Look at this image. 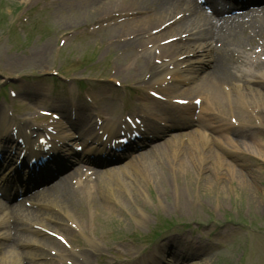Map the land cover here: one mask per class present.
<instances>
[{
	"label": "rangeland",
	"instance_id": "374dc122",
	"mask_svg": "<svg viewBox=\"0 0 264 264\" xmlns=\"http://www.w3.org/2000/svg\"><path fill=\"white\" fill-rule=\"evenodd\" d=\"M81 1L84 8L76 7L79 0H0V85L4 78L16 76H23L17 83V87L22 86L23 91H30V85H34L39 92L36 103L25 107L28 100L25 95L21 96L18 102L24 106V113L27 115L33 106H38V109L50 107L55 93L61 95L65 101L67 85L52 78L50 72L53 69L61 70L69 76L74 75L77 79L108 75L113 60L111 53L115 51L110 52L111 47L106 42L111 33H103L101 30L90 32L99 15L95 13L96 9L87 10V0ZM132 1L134 2L131 3V8H141L138 7L141 4L136 0ZM110 3L111 0H105V3L96 7H106ZM116 3L112 1V4ZM42 8L43 10H40ZM79 11L81 13L77 14ZM24 14L28 16L25 23L22 22ZM18 22L22 23L21 32L17 28L8 35V28H16ZM74 30V37L66 43L59 55L55 54L59 39ZM44 48L48 49V54L42 53ZM127 57L122 56L118 60L122 67H126L131 59V56ZM76 59L78 62H75ZM131 66V73L121 74L120 78L126 81L137 79L133 76L135 72L139 73V68H135L133 63ZM246 69L241 66L239 74H245ZM90 86L94 95L111 94L116 98L107 103L110 106H104L115 117H119L121 110L135 106L131 96H128L125 106H122L124 94L118 89L115 90L114 86ZM78 88L81 89V86ZM233 99H242L250 105V111H255L250 123H246L245 128L239 131L247 136L245 143L238 146L240 150L238 151L236 145L228 139L229 135L224 143L230 147L223 144L226 150L240 153L241 167L237 171L241 174V180L233 175L229 168L222 177H208L211 182L199 179L196 177L199 175L197 173L190 179L189 185H177L173 180L172 185L157 180L145 184L135 182V177L140 174H133L130 169L131 175L129 179L126 178V182L130 183L132 188L143 184L138 189L137 196L130 191L124 198L126 204L121 207L114 198L111 209L108 213L104 212L105 214L101 212V204H97L98 212L101 213L99 216H95L94 211L85 217L83 214L87 226L86 233L99 247L95 264H115L119 259H126L139 251H147L151 233L165 220H170L171 224H176L179 229L176 230L179 235L173 238L180 250L177 251L179 257L176 256L172 260L174 264L179 263L181 258H190L187 264H264V163L259 165V160L255 161L245 155L247 149H255L259 151V157L264 158V123L256 121L260 112L264 114V95L255 97L251 96L250 92H243L237 100L234 97ZM1 113H4L2 107ZM248 113L251 116V112ZM210 144L212 143L208 145ZM217 152L223 155L229 165L230 156ZM193 154L198 152L194 153L193 150ZM202 157L204 155L198 158ZM170 175L176 178L179 172H170ZM204 176L207 178V175ZM249 181H253L251 194L255 197L256 204L251 203L252 195L245 189ZM179 187L185 189V197L189 202L186 206L183 199L184 206L181 209L174 205L178 193L176 189ZM52 213L54 216L56 214L55 218H61L57 212ZM74 214L77 217V213ZM44 219L45 217L42 218ZM77 222L79 223L78 220ZM49 227L52 228L53 225ZM72 236L75 238L73 241L79 240L83 247H87L90 242L74 233ZM182 251L185 253H180ZM196 256H199V259H192Z\"/></svg>",
	"mask_w": 264,
	"mask_h": 264
},
{
	"label": "bare ground",
	"instance_id": "6f19581e",
	"mask_svg": "<svg viewBox=\"0 0 264 264\" xmlns=\"http://www.w3.org/2000/svg\"><path fill=\"white\" fill-rule=\"evenodd\" d=\"M103 2L104 0H100L99 4H102ZM136 2L138 3V0H136ZM158 4L160 5L158 7V11L162 10V12L157 13L155 16H152L146 20H137L135 22L133 30H135L138 27H143L146 30L148 29L147 27L149 25L158 24L159 23L158 20L164 19L167 13L170 14L171 12L175 13L178 11H187V10L192 11L196 7L193 0H159ZM76 7L84 8V5L82 4V2H79L77 3ZM85 7L87 8L88 11H92L91 9H96L95 13L98 14L99 17L107 14L108 13L107 10L111 9V8H105V7H100V6L96 7L93 0H90L88 2L86 1ZM119 9L121 10L122 8H119ZM78 13H81V11L77 12V14ZM200 15L203 16L202 14ZM191 19H192V16H190V18H187L185 21H183V23L180 24L178 27L171 28V31L176 32V31L187 29L188 28L187 22L190 21ZM203 19L210 21L211 18L207 16H203ZM193 22H196V21H193ZM142 31L143 30L137 31L134 33H139ZM125 32H126L125 29H123L122 27H118L111 31V33L116 34V35L123 34ZM239 36H240L239 34L236 35V38H239L241 42L245 38V34H243L241 37ZM232 41L237 42V40L234 37H230L228 40V36L226 35L225 38H223V44H221V46L217 50V51H220V53L218 54L219 62L216 61L215 73L213 74V77L215 78L216 82L223 83L227 80L228 76L231 75V70L229 67V58L224 57V54H225V51H228V46H227L228 43ZM126 43L132 44L133 46H137L138 44H140V41L134 37L132 40H127ZM208 47L211 48V46H208ZM47 50L48 49L44 48L42 53L48 54L46 53ZM164 50L165 52L168 53V57H171V58H175L180 53H183V54L188 53V51H186L188 50V47L182 44H177V43L169 44L168 47L165 48ZM146 55L147 56H145L143 60L142 67L144 66L145 68H149V69H146L145 72H149L151 69H154L156 71L157 67L154 66V61H153L156 55L155 54L153 55L152 52L150 51H147ZM208 96L213 101H216L217 99L220 101L223 99V96H225V93L220 92L219 94H216V92L210 91ZM244 113L245 112L243 111V114ZM81 119L85 121V118L80 117V121ZM187 136L189 138L188 144L191 143L193 145L192 149L188 147L186 148V150L182 152L174 150V149H178V147H176V144L180 142L183 139V137L173 136L171 137V139H167L163 143L155 146V148L152 149L148 154L141 156L139 159H141V161L143 162L145 161L146 162L145 164H140V166H145V167L141 169L140 171L141 174L135 177L136 178L135 182H144L145 184H149L150 182L157 180V182L161 181L162 183L172 185L171 180H173L177 185H186V184L189 185V183L191 182L190 179L194 177L197 173H199V175H197L196 177H198L199 179H204V180H207V182H211L208 179V177H212L211 175L207 176V178L204 176L211 169L209 167L207 168V165H205L204 167L200 165L199 167V161L197 157L202 154H204L206 157L205 163L207 162L214 163L213 164L214 170L212 174L214 176L222 175L225 169L227 168L226 162L213 149H208L206 151L204 150V148L200 147L199 143L197 142L199 139H202V140L206 139L205 134H203L199 130L197 131L195 130L189 133ZM235 142L239 143L238 141H235ZM193 150H194V153L198 152V154H193ZM237 161L238 160H235V162ZM173 166L179 172V175L176 178H173L168 173L169 168ZM236 167H238V165H235L234 167L232 166L230 168L232 170L233 175H236L237 178L240 179L241 174L237 171V169H235ZM135 170L138 171L140 169L136 168ZM120 172L126 173L127 169H121ZM118 175L119 173L115 172V173L110 174L109 176L104 175V176L98 177L96 179L97 189L95 191L88 188V186H86L83 189H79L78 191H75L72 189V187L69 184L63 183L59 190L56 188H51L45 197L51 196L53 203H56L57 205L61 206L65 211L66 210L70 212L80 211L81 214H83L82 208H84V205L82 206V203H85L87 201V203H89V206L91 205V212L94 211L95 212L94 215L99 216L101 213L98 212L96 208L97 204H101L100 207H101L102 213L104 212L108 213V210H110L112 207L111 200H114V198H116L118 200L117 202L121 206H123L126 204V201L124 198L127 196V194L130 193V191L133 193L134 196H137L139 194L138 189L143 184H138V185L135 184L136 186L132 188L131 184L126 182V178L129 179V177H127V174L125 175L126 178L116 179L112 183L111 179L116 178ZM123 185L125 186L124 188H123ZM245 189L246 191L248 189L249 194L252 195L251 194L253 190L252 181L248 182V185L245 187ZM184 190L185 189L181 187L176 189L178 193L176 195L174 205H176L177 209H181V207L184 206L183 199H185L186 201L185 202L186 206L189 205L188 199L185 197ZM192 196L193 195H191V197ZM251 201H252L251 203L256 204V200L253 195L251 197ZM85 211L87 213V210ZM15 212L17 214H26L32 220H38L36 211L26 210L23 206L18 207ZM79 221L84 227V218L82 217V215H79ZM16 258L17 256L13 252V247L10 246L9 249L2 256H0V264H12L11 262H14Z\"/></svg>",
	"mask_w": 264,
	"mask_h": 264
}]
</instances>
